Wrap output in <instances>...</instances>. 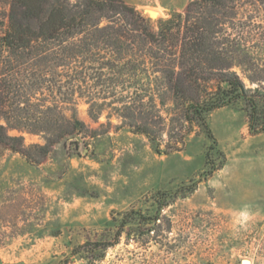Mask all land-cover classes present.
<instances>
[{
	"label": "rangeland",
	"instance_id": "rangeland-1",
	"mask_svg": "<svg viewBox=\"0 0 264 264\" xmlns=\"http://www.w3.org/2000/svg\"><path fill=\"white\" fill-rule=\"evenodd\" d=\"M122 1L145 23L106 11L66 44L0 46V125L30 158L0 143V264H264V0H223L205 63L180 58L197 0ZM17 13L0 0V36ZM232 74L245 96L199 119Z\"/></svg>",
	"mask_w": 264,
	"mask_h": 264
},
{
	"label": "trees",
	"instance_id": "trees-1",
	"mask_svg": "<svg viewBox=\"0 0 264 264\" xmlns=\"http://www.w3.org/2000/svg\"><path fill=\"white\" fill-rule=\"evenodd\" d=\"M83 6L85 8L83 14L76 16L70 15L66 6L60 3L59 0H12L13 10H18V13L17 15H11L8 26L1 32V53L4 51L9 53L22 52L31 49L36 44H47L54 41L66 44L79 33L83 22L86 19H91L92 14L95 13L102 14L106 11H115L131 19H136L138 22L145 23V20L134 8L126 5L122 0H86ZM201 7L208 8L210 15L203 22L190 16L194 8ZM223 7H226L223 0H197L188 5L186 18L184 19L186 23L185 37L180 39V52L182 54L180 58L188 55L187 59L189 61L194 60L201 63L215 58V51L219 47V43L224 44L219 34L222 30L218 27L226 24V21L221 22V17L218 16L219 12L217 11ZM191 20H195V22L192 23ZM181 23V15L175 14L170 19L160 21L158 35L147 32V29L142 28L144 38L150 45H163L165 38L171 35L175 28L180 29ZM104 37L105 35L99 36L101 39H104ZM224 40H229V37ZM208 57L211 59H208ZM221 83L226 85V89L221 91L219 88V91L223 97H228V99L221 98L219 103L201 104L200 108H195L194 113L199 119H203L202 115L204 113L245 96L244 86L237 75H222L220 78ZM70 124L75 130L77 127H83V124L74 115L70 118ZM0 143L9 147L12 151L20 153L26 159H30L21 145L22 140L7 136L2 125H0ZM47 153L48 150L45 147L42 148V155ZM122 223H127L126 218L123 219Z\"/></svg>",
	"mask_w": 264,
	"mask_h": 264
},
{
	"label": "bare ground",
	"instance_id": "bare-ground-1",
	"mask_svg": "<svg viewBox=\"0 0 264 264\" xmlns=\"http://www.w3.org/2000/svg\"><path fill=\"white\" fill-rule=\"evenodd\" d=\"M149 15H150L152 18H154L155 15H156V13L150 11V12H149ZM242 264H251V261H250L249 259H244V260H242Z\"/></svg>",
	"mask_w": 264,
	"mask_h": 264
}]
</instances>
